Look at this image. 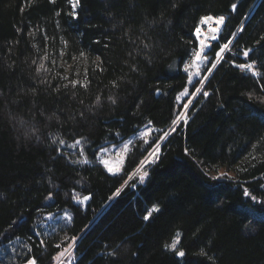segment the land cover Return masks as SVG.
<instances>
[{
	"label": "trees",
	"instance_id": "obj_1",
	"mask_svg": "<svg viewBox=\"0 0 264 264\" xmlns=\"http://www.w3.org/2000/svg\"><path fill=\"white\" fill-rule=\"evenodd\" d=\"M220 16L175 126L196 30ZM146 125L160 137L121 173L97 161ZM251 210L264 215V0H0V264L70 245L73 264H264Z\"/></svg>",
	"mask_w": 264,
	"mask_h": 264
},
{
	"label": "rangeland",
	"instance_id": "obj_2",
	"mask_svg": "<svg viewBox=\"0 0 264 264\" xmlns=\"http://www.w3.org/2000/svg\"><path fill=\"white\" fill-rule=\"evenodd\" d=\"M72 4L75 3V0H71ZM217 20H207L206 22H203V26L204 29H200L199 35H197L196 32V36L198 38V48H199V44L201 43V41L204 42L205 45L210 46V43L213 41L212 38H208V39H204V36H206L208 28L211 24L214 25V27L216 28V33L214 34L215 36H218L219 31H220V27L222 24H218ZM204 34V35H203ZM209 47H206L203 54H201L200 56V60L202 59V56L204 57V53L207 51ZM197 53H199V49H197ZM204 59H202V61H197V58L195 56L194 61L192 62V64H190L187 67V71H188V81H187V87L186 89L178 96V105H182V107L184 108L183 111L180 113V115L178 116V119L176 120V124L183 119L185 111L187 109V107L189 106V104L191 103V101L194 99V97L197 94V91H193V88L196 86L197 83H199L202 80V74H201V65L203 63ZM204 65V64H203ZM191 78V80H190ZM197 88H200V84ZM187 93V94H185ZM173 129V128H172ZM161 135V131H157L155 129L152 128L151 125H146L144 127H142L137 133H135V135L129 137L128 139H125L117 144H106L103 147H101L98 150V154H97V161L100 162L102 164V166L108 171V168L105 166L104 163H102L101 161H107L108 165L115 168H119L118 172H110L112 174H117V173H121L122 169H123V165L126 159L127 154L129 153L130 149L132 148V146L134 145V143H136V141L142 142L143 144H152L154 141H156V139H158ZM165 137V134L161 137L160 141ZM159 144L157 143L152 150L148 153V155L144 158V160L142 161L141 165L133 172V174L130 176V180H136L139 183H143L147 176H148V172L146 167L148 165H150L151 163L155 162L158 156V148H159ZM146 173V175H145ZM143 176V179H141V177ZM251 219L250 222L247 224L246 226V232L247 233H252L255 231L256 226L258 221L264 219V215L259 214L257 211L255 210H251ZM52 217H49L48 220H51ZM173 243H175V248H172ZM169 249L172 251L177 250L178 248V237H174L173 240L170 242V244L168 245ZM65 249H67V251H65ZM61 253H63V255H60L61 253H59L53 260V264H73V245H71V247H67L65 248ZM180 256V255H179ZM29 264V263H28Z\"/></svg>",
	"mask_w": 264,
	"mask_h": 264
},
{
	"label": "snow or ice",
	"instance_id": "obj_3",
	"mask_svg": "<svg viewBox=\"0 0 264 264\" xmlns=\"http://www.w3.org/2000/svg\"><path fill=\"white\" fill-rule=\"evenodd\" d=\"M78 3H79V0H75V3L73 4V7H75L76 4H78ZM232 7H233V9L235 10L236 5L234 4ZM73 16H75V13H74V12H73ZM210 19H212V17H204V18H202V22H206L207 20H210ZM224 20H225V18H224L223 16H220V17L218 18V20H217V23H218V24H223V23H224ZM196 32H197V35H199L200 29L197 28ZM233 35H235V34L233 33ZM212 39H213V40L217 39V36L213 35ZM231 43H232V41L230 40V41H228L227 43H225V44H223L222 46L219 47V51H216V52H215V57L217 58V60L223 58V57H222V53H224L226 50L229 49V45H230ZM206 47H209V46H208V45H205L204 42L201 41V52H204V50H205ZM249 51H251V50H249ZM249 51H245V52L243 53L245 57H248V56H249ZM81 55H83V53H81ZM195 55H196L197 61H199V60H200L201 53H196ZM204 60H205V61L208 60V56H207V54L204 55ZM215 67H216V64L213 63V64H212V68H215ZM239 67L242 68V69H248V70H251V69L253 68V65H252V64H241V65H239ZM41 68H43V65H41ZM185 70H187V68H186ZM208 71H211V69H208ZM253 74H255V73H253ZM65 79H66V77H65ZM190 80H191V78H190ZM71 83H72L73 86H75L77 83H79V81H71ZM83 86H84V87H87L86 84L83 85ZM196 91H197V92H200L201 89L197 88ZM185 94H187V93H185ZM203 95H204V96H207L208 93H207V92H204ZM110 99H111V98H110ZM97 100H99V98H97ZM112 102L115 103V100H113ZM166 135H167V133H165V136H166ZM61 143H63V141H61ZM76 143L79 144L80 141H77ZM101 162L105 164V166L108 168V171H109V172H118V171H119V168H115V169H114L113 167L109 166L107 161L102 160ZM145 175H146V173H145ZM141 179H143V176L141 177ZM118 191H119V190H118ZM245 195H249V193H248L247 191H245ZM77 199H78V198H77ZM87 199H89V197H87V196L84 197V200H87ZM252 199H255V197H252ZM152 211H157V209H156V208H153ZM150 215H151V212H149V216H150ZM147 218H148V217L146 216L145 219H147ZM69 219H71V218L69 217ZM57 247H59V245H58ZM69 247H71V245H70ZM172 248H173V249L175 248V243H173ZM65 251H67V249H65ZM177 254L180 255V256H183V255H184V252H183V251H179ZM60 255H63V253H61ZM29 264H35V261H34V260L29 261Z\"/></svg>",
	"mask_w": 264,
	"mask_h": 264
},
{
	"label": "bare ground",
	"instance_id": "obj_4",
	"mask_svg": "<svg viewBox=\"0 0 264 264\" xmlns=\"http://www.w3.org/2000/svg\"><path fill=\"white\" fill-rule=\"evenodd\" d=\"M216 28L217 27H214V25H212L211 26V24H210V26H209V28H208V31H207V34H206V36H204V39L206 40V39H208V38H212L213 37V35L216 33ZM204 35V34H203ZM209 40V39H208ZM199 53H201V54H203V52H201V43L199 44ZM202 59H204V57L202 56ZM202 59L201 60H199V61H202Z\"/></svg>",
	"mask_w": 264,
	"mask_h": 264
},
{
	"label": "water",
	"instance_id": "obj_5",
	"mask_svg": "<svg viewBox=\"0 0 264 264\" xmlns=\"http://www.w3.org/2000/svg\"><path fill=\"white\" fill-rule=\"evenodd\" d=\"M157 94H159V93H157Z\"/></svg>",
	"mask_w": 264,
	"mask_h": 264
}]
</instances>
